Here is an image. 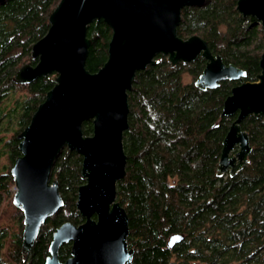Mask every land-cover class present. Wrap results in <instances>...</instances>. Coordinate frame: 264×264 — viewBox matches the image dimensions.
I'll return each instance as SVG.
<instances>
[{"label":"trees","instance_id":"16d2710c","mask_svg":"<svg viewBox=\"0 0 264 264\" xmlns=\"http://www.w3.org/2000/svg\"><path fill=\"white\" fill-rule=\"evenodd\" d=\"M59 1L0 3V264H44L55 228L84 220L75 207L84 182L81 156L66 145L50 171L63 204L41 223L27 253L22 251L23 212L10 193V169L20 155L17 134L54 84L53 73L31 82H17L14 76L22 65L36 63L31 46L46 33ZM236 2L204 0L182 7L176 34L183 39L199 35L225 64L245 71L243 81H256L264 27L241 14ZM111 34L102 19L88 25L85 67L90 72L106 61ZM205 62L197 55L172 63L159 53L136 72L127 90L125 174L116 183V201L128 217L126 242L133 250L128 264H264V114L240 122L250 144L246 161L232 174L219 172L222 141L236 117L222 114L223 101L240 81L223 79L216 88H199L194 82ZM185 73L189 82L182 79ZM82 132L92 133L90 119L82 122ZM174 234L183 237L168 246ZM70 246L60 245V261L70 256Z\"/></svg>","mask_w":264,"mask_h":264},{"label":"water","instance_id":"95a60500","mask_svg":"<svg viewBox=\"0 0 264 264\" xmlns=\"http://www.w3.org/2000/svg\"><path fill=\"white\" fill-rule=\"evenodd\" d=\"M5 0H0L4 2ZM204 0H60L48 17L46 33L31 46L37 61L16 72L17 82L54 74L29 123L21 130L18 155L10 169L14 179L13 204L23 212L22 251L27 253L41 223L63 200L50 171L60 148L66 145L81 156L84 182L77 188L75 207L84 219L63 222L51 234L44 264H128V217L116 201V183L125 174L123 132L128 127L127 90L138 70L161 53L172 63L197 55L205 60L195 79L199 88H216L223 79L237 80L223 101L222 114L236 117L222 141L218 171H234L250 151L247 133L240 128L250 114H264V48L256 81H243L245 71L225 64L199 35L176 34L181 8ZM237 10L253 16L264 27V0H237ZM96 19L111 29L107 59L95 72L85 67L90 45L86 30ZM92 121V133L83 134L82 122ZM236 147V150L234 148ZM183 237L174 234L168 246ZM70 242V256L58 258L61 244Z\"/></svg>","mask_w":264,"mask_h":264},{"label":"rangeland","instance_id":"374dc122","mask_svg":"<svg viewBox=\"0 0 264 264\" xmlns=\"http://www.w3.org/2000/svg\"><path fill=\"white\" fill-rule=\"evenodd\" d=\"M183 81L184 82H189L192 78L188 75V74H184L183 75ZM10 100V96L6 95L5 97V101H9ZM7 160L6 155L2 158V162L5 163ZM10 193L13 195L14 194V186L10 188Z\"/></svg>","mask_w":264,"mask_h":264}]
</instances>
